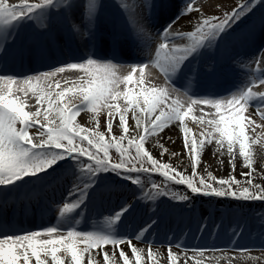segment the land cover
Here are the masks:
<instances>
[{"label":"snow or ice","instance_id":"6c2138e0","mask_svg":"<svg viewBox=\"0 0 264 264\" xmlns=\"http://www.w3.org/2000/svg\"><path fill=\"white\" fill-rule=\"evenodd\" d=\"M259 2L251 0L250 3H241L225 12L222 18L216 15L199 18L192 30L178 31L174 25L181 18L191 22L189 13L200 12L199 8H193L194 0H189L180 16L160 32L161 42L155 49V59L150 62L169 81L177 76L185 78L183 70L192 63V73L187 76L191 82L196 79L195 62L202 50L213 51L218 48ZM137 7L140 5L125 6V16H133ZM103 9L102 0H41L40 3L22 0L19 5H9L6 0H0V264H33V260L35 264H49V260L51 264H85V256L87 264H117V257L122 264H145L144 249L133 244V239L139 241L145 233L158 232L165 220L175 212L177 204L191 208L193 196L264 202V185L254 183L257 170L253 168L251 145L258 143V139L252 140L248 134L250 127L254 132L257 127L264 125H257L250 115H245L249 108H255L256 114L264 119V93L253 92L252 85L226 99L189 97L190 103L184 110L179 100H173L171 105L166 104L168 89L143 87L145 69L148 67L146 63L130 65L131 70L123 75L121 70L126 67L125 64L97 60L90 53L86 58L49 66L47 70H35L24 75L16 73L17 64L23 67L25 62L48 64L51 60L52 32L49 24L56 17L67 20L79 15L81 25L74 24L73 29L77 35L91 40L94 39L93 28L97 16ZM32 20L39 21V28L46 30L42 34L49 37L47 42L20 36L18 26ZM253 31L249 30L240 38L247 39ZM185 38L190 42H176ZM66 69L78 70L83 76L72 86L63 89L60 81H55V89H61L55 91L51 81ZM137 71L140 77L135 80ZM258 83L264 84V79ZM121 84L124 85L122 91ZM137 85L140 86L139 91L134 90ZM172 91L178 90L173 88ZM16 92L23 93L25 97L32 93L41 107L35 112L26 111L27 105L15 95ZM70 96L79 100V103L66 99ZM121 99L125 101V107L119 104ZM196 104L215 109L214 114H205L212 118L205 120L204 115L198 118L201 124L206 123L211 128V131L202 133L200 139L190 138L191 130L184 125L185 118ZM85 109L96 117L102 110L108 109L106 131L100 130L98 119L94 128L77 122V117ZM129 112L132 113L136 128H143L138 136H129ZM141 116L144 117L143 121ZM172 121L181 124L183 151L191 157L190 175L186 174V170L162 162L145 146L150 136L158 135ZM114 123H118L121 130L118 136L113 131ZM32 128L40 129L35 137L30 134ZM213 142L220 149L226 146L227 153L232 157L228 163L233 165V171L234 149L238 145L239 155L248 169L241 172L240 176L247 186H241L242 181L234 175L218 177L208 171L207 166L202 169L206 175L200 174L198 169L204 164L202 153L205 145ZM156 146L160 149V157L169 153L163 143L158 142ZM112 150L116 154L115 158ZM170 155L179 156L180 153L171 152ZM220 163L224 162L221 160ZM260 174L264 177V172ZM142 175L147 177L150 190ZM153 176L162 177L163 184L152 179ZM67 178L71 179L68 189V198H74L71 202L52 198L45 201L39 195L47 188L62 185ZM125 182L137 186L138 193L134 201L122 203L118 210L105 217L107 230H78L76 225L80 221L76 217L83 216L89 204L114 195ZM169 182L184 185L188 192L173 191ZM22 193L23 200L20 199ZM17 201L21 214L31 212L42 219L45 212L58 213L56 225L23 229L16 218ZM141 209L144 219L133 234L117 235V228ZM256 215L260 227L264 228V212ZM205 227L201 224L198 231L202 233ZM237 228L232 229L231 242L225 247L239 253L249 252L250 249L246 247H236L244 231L243 226L237 225ZM261 235L264 238V233ZM165 239L168 242V264H179L180 257L172 251V237L166 234ZM148 243L151 245V241ZM122 245L130 248V254ZM175 246L188 251L179 242ZM192 250L203 256L205 252H220L223 249L211 246ZM210 259L215 264H220V260L226 264H240L242 261L241 256L235 255ZM190 260L193 264H202V260L194 256H186L184 264ZM147 261L149 264H159L151 246L147 250Z\"/></svg>","mask_w":264,"mask_h":264},{"label":"bare ground","instance_id":"6f19581e","mask_svg":"<svg viewBox=\"0 0 264 264\" xmlns=\"http://www.w3.org/2000/svg\"><path fill=\"white\" fill-rule=\"evenodd\" d=\"M188 1L189 0L187 1L158 0V4L155 6L154 10L150 12L149 18H151V21L148 23L147 28H144L147 37L144 38L145 41L143 40L145 44L148 43L147 41L150 42L155 41L158 43L152 48L151 51H147L148 53L146 54L145 57H143L144 59L149 58L150 54L155 55V49L158 46L159 42H161L159 36L160 32H162L165 27H167L169 24L175 21L178 16H180L181 12L185 10ZM6 2L9 5H19L21 4L22 0H6ZM213 2L214 0H194L192 6L193 8H199L200 12L189 13L191 22H189V19L187 18H181L177 22V24L174 25V27L178 31H187L189 29L192 30L194 25L198 22V19L204 17L208 13V11L206 10L208 7L212 6ZM102 3L104 4V9L111 10V8L114 7V9L118 11V15L123 16L125 18L126 17L124 14L125 6H133L134 4L137 3V0H102ZM252 13L253 14H251L247 19H244V21L246 22L240 23L243 26H238V28H236L237 30L235 31V33H232L230 37H226L225 40L221 42L220 53L222 55L223 63L228 67V69L226 68L224 71H235V70H240V68L243 71H247L246 69H248V72L252 73L253 76H255L256 83L255 86H253L252 82L249 79L244 78L245 82L249 83V85H252L253 92L264 93V84L258 83L260 79H264V3L261 4V6L257 7L255 11H253ZM137 15H136V23L137 25H141L145 18L142 19L140 11L137 12ZM99 19H100L99 21L100 24L103 23L106 24L105 19L103 18H99ZM64 22L70 25L71 28H73L74 24L81 25V19L79 15L71 16ZM259 22L261 23L260 25L262 26L263 31L257 33L255 31V28L257 27ZM37 27L39 28V21L37 20L24 21L18 26V32L20 36L24 39H35L34 36L29 35L27 33L30 30L36 31ZM183 27H185L186 30L182 29ZM252 29H254V31L252 32L251 36H249L247 39L240 38L244 34H247L249 30ZM55 30L59 34L60 30L57 27L55 28ZM58 34L56 36H58ZM176 42L189 43L190 41H188L187 38H185L182 41L177 40ZM53 47L55 46L52 44L51 52L52 54L55 55L56 52ZM61 48L64 52H67L66 47L61 46ZM104 51L107 52L106 49ZM116 53L119 54L118 51ZM205 56H206L205 50H202L201 54L196 58L195 70L201 67ZM139 59H141L139 56L134 57V60H139ZM29 64L36 65L40 68L36 70H47L49 66H52L49 64H41V63H29ZM156 69L155 67L152 66L151 69L145 70L144 76L150 74L151 76L149 75V78H151L152 82L151 83L146 82V84H144L143 87L157 88V89L162 88V86L160 87V85L156 84L159 82L160 79L157 77L159 75V72ZM185 69L189 72H192L193 64L189 63ZM29 72L32 71H28L25 73H17V74L24 75V74H28ZM135 74H140V73L139 71H137V73ZM81 76H83V73L79 72L78 70L66 69L64 73H59L52 79L51 83L53 84V89L55 91H59L65 87H70L74 82H78ZM57 80L60 81L61 89H55V81ZM65 81H68V83L66 84ZM139 87L140 86L137 85L134 90L139 91ZM123 89H124V85L121 84L120 90L122 91ZM15 95L19 96L21 100L25 102V104L27 105L25 109L26 111L35 112L37 108L41 107L37 103L35 105L34 103L26 100L28 96L25 97L23 93L16 92ZM28 95L35 97L32 93H29ZM67 98L70 99L73 97L70 96ZM173 100H179L184 110H187L188 105L190 103V100L184 103L182 98H179L177 95H175L174 92L168 93L166 104L171 105ZM112 103H116V102H112ZM119 104L121 105V107L126 106L125 101L123 99L119 101ZM41 111H43L42 108ZM207 113L214 114L215 109L202 104H196L193 106V110L189 114V116L186 117L184 120V125L187 126L191 131L198 130L197 133L200 135L198 139L201 138L202 133L211 131L210 126H208L206 123L201 124L198 119L202 115H204L205 120L212 118V116L205 115ZM245 115H250L257 125H264V119H262L259 115L256 114L255 108H249L248 111L245 113ZM193 117H196L197 119H193ZM141 119L143 121L144 117L141 116ZM128 123L130 127V133H129L130 135L133 136V134H139L142 132L143 130L142 127L139 129L136 128L135 121L132 119L131 112L128 113ZM85 126L88 127L89 125H85ZM17 127H19V124L17 125ZM116 127L117 128L114 131H116L115 133L118 136L121 134V130L119 126ZM29 131L30 134H32L35 137V135L38 133V131H40V129L37 130L32 128ZM191 134L192 133H190V135ZM248 134L252 140L258 139V143L252 144L251 147L259 146L263 144L264 127H257L254 132L251 130L250 127L248 129ZM169 137H171V140H169ZM148 139L152 143L157 144L158 142L160 143L161 141H163V143L166 142L168 146L171 145V147H175V145L179 141L181 142V140H183V136L181 133V124L179 121H172L162 132H160L158 135H152ZM221 153H223V155ZM234 154H235L234 162L237 164H242L243 163L242 161L238 162V160L243 159L239 155L238 145L234 149ZM202 159L204 162L203 165L207 166L210 169H213V171L215 170L217 173H224L225 171L233 169V165L228 163V161L232 159V157L227 153L226 146L225 148L220 149L219 146L215 144V142H213V144L211 145H205L204 151L202 153ZM221 160L224 162L223 164L220 163ZM70 185H71V179L67 178L62 185L56 186L54 188L52 187L47 188L40 193L44 194L43 199L45 201H47L46 195H48L49 198L55 199L57 201L66 200V202H71V200L74 198H68V189ZM137 193H138L137 187L135 186L132 187L131 185L123 184L120 190L116 192L114 195L108 198H104L102 201H97L96 203L89 204L88 209L84 211V215L76 217V219L80 221V223L77 226L82 227L83 231H89L91 230V228L95 229L97 226L96 223L94 222L100 221L99 219L100 215L97 214V212L108 211V215H110L112 211L118 210L119 206L122 203L126 201H134L135 195ZM20 199L21 200L24 199L23 193L21 194ZM216 205L222 207L221 206L222 204H220L219 202H217ZM216 205H213L212 207L208 208L206 202L204 203V201H201L198 204L197 210H193L189 212L184 205L177 204V208L175 212L165 220V223L159 230L160 233L163 232L169 233V236H171L173 239L174 248L179 253L181 259H183V262L186 256H194L197 259H201L202 264H215V261L210 259L211 257L235 255V256H241L243 261V258L247 255L250 256L253 254H260V255L264 254V247H262L264 246L262 245V243H264V238H262L261 235L262 233H264V228L260 227L259 224H252V222H250L248 218L239 217L238 214L229 210L227 206L225 208L219 209L216 208ZM255 207H256L255 212L258 213L264 212V202L255 204ZM183 212L184 215L182 214ZM48 213L49 212H45L44 214H48ZM55 214L58 217V213L55 212ZM38 216L40 215L32 214V217L34 218H37ZM134 218L136 219V221ZM143 219L144 217H143L142 209L133 216L129 217L128 220L125 222V224L122 226V230H124L125 235H132L134 230L137 229V227L141 224ZM46 221L47 223L56 225L57 218L47 217ZM237 222H239L238 225L244 227V231L242 237L237 240L236 247L237 248L246 247L250 249L249 252L239 253L230 247H225L226 245L230 244L232 239V228L230 229V227H232V224H235ZM130 224H132V226L128 227ZM201 224L206 225L202 233L198 231V228ZM217 225H219L220 227L217 228L216 227ZM78 230H82V229L78 228ZM237 230H239V228H237ZM155 242H161V243L163 242L162 244L164 245L168 243L165 237H163L161 234L158 240H156ZM176 242L183 244L188 249V251L185 252L182 248L175 246ZM133 244H135L139 248L143 245L142 243H140L138 240L135 239H133ZM211 246L221 247L223 250L220 252H211V251L205 252L203 256H201L200 253L192 250L197 247H211ZM121 247H124L125 250L126 248L130 249L126 245H122ZM60 255H63V253H61ZM93 255H95V252L93 253ZM205 257H208L209 259H205ZM85 258L87 257L85 256ZM33 263H35L34 260ZM49 264H51L50 260H49ZM220 264H226V262L224 260H220Z\"/></svg>","mask_w":264,"mask_h":264},{"label":"rangeland","instance_id":"374dc122","mask_svg":"<svg viewBox=\"0 0 264 264\" xmlns=\"http://www.w3.org/2000/svg\"><path fill=\"white\" fill-rule=\"evenodd\" d=\"M41 0H29L30 3H38ZM250 3L251 0H214L213 4L211 7H208L206 11H208V13L204 16H211V15H216L218 17H223L225 12H229L231 11V9L241 3ZM264 3V0H260V2L256 5V7L254 8L253 11H255V9L259 6H261V4ZM211 4V3H210ZM252 11V12H253ZM249 13L246 17L243 18V20L240 21V23L242 22H246L244 21V19H247L251 14L253 13ZM238 24L234 27L232 33H235V31L237 30L236 28L238 26H243L241 24ZM261 23L259 22V24L257 25V27L255 28V31L257 33H260L263 31L262 26L260 25ZM182 29H185V27H183ZM186 30V29H185ZM190 30V29H189ZM188 31V30H187ZM217 49V48H216ZM215 49V50H216ZM214 50V51H215ZM214 51H208L205 50V54L206 56L204 57V62H208V60L210 61L214 56ZM206 58V59H205ZM128 71H124L121 70L123 75H126ZM150 75V74H149ZM149 75L144 76L145 79V84L146 82H152L151 78H149ZM151 76V75H150ZM250 76H252V74H250ZM140 77V74H135L134 79L138 80ZM254 79V76H252ZM255 80V79H254ZM161 82L159 81L158 83H156L157 85H160V87L162 86L160 84ZM123 85V84H122ZM163 88V87H162ZM169 93V92H168ZM170 95V94H169ZM69 99V98H66ZM73 99V98H70ZM28 101L34 103L36 105V97H32L30 95H28L27 99ZM74 103H79V100H75L73 99ZM108 109H104L99 113V116L96 117L93 113L88 112L86 109L83 110L81 112V115H79L77 117V122L80 123L81 125L85 126V125H89V128H94L96 126V120H99V124H100V130L101 131H106L105 129V122L108 119ZM41 121L43 120V117H40ZM128 119V116H127ZM87 123V124H86ZM116 126H119L118 123H114V127H113V131L117 128ZM37 129V128H34ZM39 130V129H37ZM198 130H193L191 131V137H195L196 139H198L200 137V135L197 133ZM116 132V131H114ZM129 136L131 137L132 135L129 134ZM133 136H138V134H133ZM255 140V139H254ZM160 143H163V141H161ZM126 144V141H125ZM168 149H169V153H166L163 157L159 156V152L160 149L156 146V143H152L149 139L146 142V148L154 155L156 156L158 159H160L162 162L165 163H170L173 167H178L180 170L184 171L186 170V174H191V166H190V155L185 153L183 151V140H181V142L179 141L175 147H171L167 145V143H163ZM251 150L254 153V164H253V168H255L257 171L254 173L255 176V180L254 183H260L262 185H264V177L261 176V172H264V142L262 145L259 146H254L251 147ZM171 152H178L180 153L179 156H171L170 153ZM112 154L114 156V158L116 157V154L114 152V150H112ZM242 161V164H237L234 162L235 166V171H233V169L225 171L224 173H217L215 170L213 171V169L208 168V171L213 172L214 175L218 176V177H223V178H227L229 175H234L237 179L242 181V185L241 186H247L246 183H244V178L240 176L241 172H245L248 171L247 168L244 167V161L243 159L238 160V162ZM205 165H202L200 169H198V171H200L201 175H206V172H204L202 169ZM143 180H145L146 182V187L149 188L150 190V184L147 183V177L142 175L141 177ZM152 179L156 180L158 183L163 184V178L159 177V176H153ZM128 183L125 182L124 185H127ZM171 188L173 191L176 192H180V193H185L188 192V190L186 189V187L184 185H175V184H171V182H169ZM131 185L132 187L135 185L132 184H128ZM137 187V186H135ZM189 195L190 192H189ZM133 198V197H131ZM159 199H166V198H159ZM204 201V203L206 202L207 207H212L213 205H216L217 202H219L220 204H222V207H219L216 205V208H225L226 206L228 207L229 210H231L232 212H235L236 214L239 215V217L241 218H248L250 222H252V224H259V218L257 217L255 212L256 207L255 204H259L260 201H255V202H239V201H234V200H229V199H224V200H220L218 198H209V197H203V196H193L190 203H191V208H185L188 209L189 212L193 211V210H197L198 209V204ZM216 202V203H215ZM243 205V206H241ZM97 214L100 215L99 222H95L98 223L100 227L102 228H106L107 229V224L105 221V217L108 216V212L102 213V212H97ZM184 215V212L182 213ZM135 219V218H134ZM136 221V219H135ZM239 222L232 224V227H230V229L232 228H237ZM132 226V224H130L128 227ZM122 227V226H121ZM119 230H121V228H117L116 230V234L117 235H125L124 230H122L121 232H119ZM119 232V233H118ZM160 234L165 237V235H169V233H160L155 232V231H150L148 233H145V236L142 240H139L140 243H142L143 245L140 248L144 249V253H145V264H149V262L147 261V250L149 248V246H151L152 250L156 253L157 258L159 259V264H168L167 261V244H162L161 242H155L156 240H158V238L160 237ZM148 241H151V245H149ZM109 248L111 246H108ZM126 252H128L130 254V249L126 248L125 250ZM172 251L174 253H176L179 257V253L176 251V249L174 248V243H173V248ZM264 254L260 255V254H253V255H247L243 258V261L240 262V264H264ZM259 257V259H253ZM97 259H99V257H97ZM189 264H192V261L188 262ZM35 264V263H33ZM85 264H87V258H85ZM117 264H122V261H119V258L117 257ZM179 264H184L183 259H181L180 257V261Z\"/></svg>","mask_w":264,"mask_h":264}]
</instances>
